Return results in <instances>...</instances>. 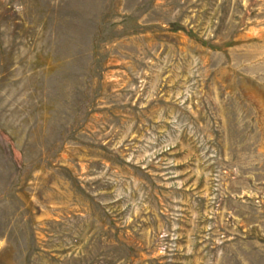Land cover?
Here are the masks:
<instances>
[{
  "label": "rangeland",
  "instance_id": "obj_1",
  "mask_svg": "<svg viewBox=\"0 0 264 264\" xmlns=\"http://www.w3.org/2000/svg\"><path fill=\"white\" fill-rule=\"evenodd\" d=\"M0 264H264V0H0Z\"/></svg>",
  "mask_w": 264,
  "mask_h": 264
}]
</instances>
